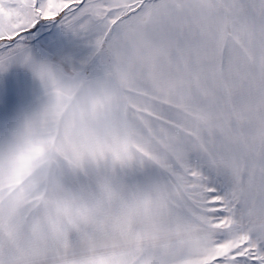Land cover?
Returning <instances> with one entry per match:
<instances>
[{
    "label": "snow or ice",
    "instance_id": "obj_1",
    "mask_svg": "<svg viewBox=\"0 0 264 264\" xmlns=\"http://www.w3.org/2000/svg\"><path fill=\"white\" fill-rule=\"evenodd\" d=\"M59 24L90 52L43 58ZM0 264H264V0H0Z\"/></svg>",
    "mask_w": 264,
    "mask_h": 264
},
{
    "label": "rangeland",
    "instance_id": "obj_2",
    "mask_svg": "<svg viewBox=\"0 0 264 264\" xmlns=\"http://www.w3.org/2000/svg\"><path fill=\"white\" fill-rule=\"evenodd\" d=\"M41 25L42 26L40 28L34 30L28 37V43L32 49H34L33 47L37 44H44L52 50L58 46V44L63 42L64 44L61 43V45L64 48L69 49V51H72L73 54L71 55H74V58H80L90 52V49L83 41L65 32L59 24H50L45 22ZM58 39L60 41H57ZM52 52L56 55L54 51ZM51 58H55V56H51ZM25 74L32 75L30 71L23 67H13L9 72L0 74V122H5L8 119L7 114L9 109L5 107L7 105V101L4 100L7 95L5 90H9L10 92L13 91L9 86H13L14 90L16 91L17 102L20 100L18 97L19 86H27L29 88L28 94L31 98V104H29V107L35 103L40 93V85L33 76H26ZM21 99L23 104L26 103L24 96L21 97ZM20 110H22V108L19 107L18 112Z\"/></svg>",
    "mask_w": 264,
    "mask_h": 264
},
{
    "label": "crops",
    "instance_id": "obj_3",
    "mask_svg": "<svg viewBox=\"0 0 264 264\" xmlns=\"http://www.w3.org/2000/svg\"><path fill=\"white\" fill-rule=\"evenodd\" d=\"M42 25H39L37 28H40ZM57 41H60L59 39ZM56 43V41H55ZM62 44H64L63 42H61ZM58 44V46H56L54 49H50L49 47L45 46L44 44H37L35 45L33 48V51L35 53H37L39 56L43 57V58H49V59H53V60H59L63 57H67V56H71L74 57V55L72 56L71 54L72 51H69V49L64 48L62 45ZM54 51L56 53V55L52 52ZM51 56H55V58H51ZM30 75V74H25ZM32 76V75H30ZM11 87V89L13 90L12 92H10L9 90H5V93H7L6 98L4 101H7V105L5 107H7L9 109V112L7 114V117L9 120L10 118H12L13 116H15L18 113V109L19 107L24 109L29 107V104H31V98L30 95L28 94V87L25 85H20L19 86V99L18 102L16 101V91L14 90L13 86H9ZM40 91V90H39ZM26 99V103L23 104L21 97H23Z\"/></svg>",
    "mask_w": 264,
    "mask_h": 264
}]
</instances>
